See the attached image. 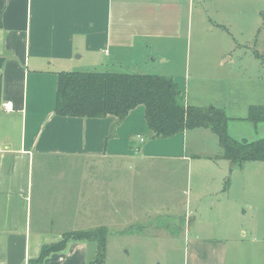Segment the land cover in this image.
<instances>
[{
    "label": "crops",
    "instance_id": "crops-1",
    "mask_svg": "<svg viewBox=\"0 0 264 264\" xmlns=\"http://www.w3.org/2000/svg\"><path fill=\"white\" fill-rule=\"evenodd\" d=\"M263 24L264 0H0V264H38L64 234L106 229L90 216H103L121 165L123 229L145 232L128 237L147 244L154 232L151 247L180 248L172 254L182 245L179 264H264V199L244 206L216 177L193 186L194 161L221 159L209 129L151 139L143 106L120 123L54 113L60 72L145 74L150 55L173 70L193 33L249 40ZM96 252L70 239L41 264H91Z\"/></svg>",
    "mask_w": 264,
    "mask_h": 264
},
{
    "label": "rangeland",
    "instance_id": "rangeland-1",
    "mask_svg": "<svg viewBox=\"0 0 264 264\" xmlns=\"http://www.w3.org/2000/svg\"><path fill=\"white\" fill-rule=\"evenodd\" d=\"M209 24L212 26L208 21L204 22V26L208 27L204 32L211 30ZM250 39H240L233 33L220 31L204 34L200 39L193 33L188 50H181L184 53L175 58L176 66L173 70L163 69L158 64L160 61L153 65L151 61L156 56L150 55L143 73L178 78L189 103H201L202 108L215 107L224 112L228 118L226 132L231 139L237 142H257L264 139V119L251 120L250 110H264V63L255 56L264 55V24L260 27V32ZM170 74L172 76H167ZM260 114L264 115V112L255 114V117ZM204 152L205 150L202 153ZM216 155H220L218 159L222 156L218 142ZM194 162L197 167L193 166L196 168L192 174L193 186L195 181L199 182L201 176L205 178L208 189L211 177H216L221 188L224 179H228V198L245 197L248 202L244 206L249 205L250 201L260 205L264 199V161H251L236 166H231L223 159L217 162L210 160L211 163L203 159ZM204 165L208 167L203 168ZM114 173L116 179L112 178ZM109 181L110 203L102 210L103 216H90L96 225L107 229L105 264H148L152 261L154 264H168L171 257L174 259L172 264H179L178 259L184 254L182 245L180 254H172L173 249L180 248L169 247L164 241L161 243L163 245L151 247L150 244L155 242L154 232L149 231L146 238L148 245L138 238L128 237L129 234H140L142 230L135 227L123 229L125 219L122 217V165L119 172L117 169L113 170ZM195 192L196 189L193 188V194ZM187 220L186 217L179 219L175 225L170 226L181 231ZM176 228L172 231L180 233Z\"/></svg>",
    "mask_w": 264,
    "mask_h": 264
},
{
    "label": "trees",
    "instance_id": "trees-1",
    "mask_svg": "<svg viewBox=\"0 0 264 264\" xmlns=\"http://www.w3.org/2000/svg\"><path fill=\"white\" fill-rule=\"evenodd\" d=\"M255 56L264 63V55ZM57 76L54 109L57 116H113L120 123L131 110L143 106L147 135L151 139H171L185 130L205 128L217 137L222 150L221 159L231 166L264 161V139L251 143L231 139L226 132L228 118L224 112L215 107L187 106L180 85L171 77L111 71H69ZM250 111L251 120L264 119L262 114L255 117V114L264 112L263 108H251ZM227 183L228 179H225V190ZM106 238L105 228L64 234L60 242L41 249L36 263L41 264L51 253L62 251L71 239L95 242L97 252L91 264H105Z\"/></svg>",
    "mask_w": 264,
    "mask_h": 264
},
{
    "label": "built area",
    "instance_id": "built-area-1",
    "mask_svg": "<svg viewBox=\"0 0 264 264\" xmlns=\"http://www.w3.org/2000/svg\"><path fill=\"white\" fill-rule=\"evenodd\" d=\"M4 109L6 111H11L13 108H12V105L10 103H6L4 104ZM142 141V140H141Z\"/></svg>",
    "mask_w": 264,
    "mask_h": 264
}]
</instances>
